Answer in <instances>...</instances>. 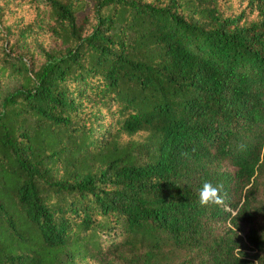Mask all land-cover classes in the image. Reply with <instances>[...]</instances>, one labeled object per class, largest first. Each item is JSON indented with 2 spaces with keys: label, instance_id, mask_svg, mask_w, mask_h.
Instances as JSON below:
<instances>
[{
  "label": "trees",
  "instance_id": "16d2710c",
  "mask_svg": "<svg viewBox=\"0 0 264 264\" xmlns=\"http://www.w3.org/2000/svg\"><path fill=\"white\" fill-rule=\"evenodd\" d=\"M250 6L23 0L20 26L0 10V264L187 248L264 264V0ZM204 182L220 203H199Z\"/></svg>",
  "mask_w": 264,
  "mask_h": 264
},
{
  "label": "rangeland",
  "instance_id": "374dc122",
  "mask_svg": "<svg viewBox=\"0 0 264 264\" xmlns=\"http://www.w3.org/2000/svg\"><path fill=\"white\" fill-rule=\"evenodd\" d=\"M23 0H0V10L4 11L5 14V22L6 24H13L20 26V22L16 21V19L21 18L25 19L28 15H25L23 18V12L18 7ZM231 4L233 6V9L237 11V13H240L242 10H245L247 14L250 16H255L256 10H254V7L250 6L251 0H230ZM30 46L32 47V50H36L40 45L47 44V36L41 32L38 31L34 33L30 39ZM1 42L2 39L0 38V48H1ZM19 82L18 80L11 75H7L3 78L2 82V90L4 92V95H7L11 91H13L17 86ZM106 123V121L104 122ZM227 169L231 170L232 167L229 165L225 166ZM259 198L264 201V191H261ZM259 222H264L263 220H259ZM242 229L240 230V233L243 235L247 232L248 227L242 226ZM168 251L164 256H162L161 264H198L199 261L202 258V252L199 249L194 248H187V249H167ZM248 253L251 255L254 254V252L247 250ZM145 256L144 253H141L136 255L134 252H126L124 259L119 260L118 258L116 260L110 261L108 264H146L145 262ZM91 264H100V263H91Z\"/></svg>",
  "mask_w": 264,
  "mask_h": 264
},
{
  "label": "clouds",
  "instance_id": "9594fccd",
  "mask_svg": "<svg viewBox=\"0 0 264 264\" xmlns=\"http://www.w3.org/2000/svg\"><path fill=\"white\" fill-rule=\"evenodd\" d=\"M149 135V133L143 129L138 130L133 135L129 136L128 133L124 132L121 134L123 141L127 142L129 139L140 142L142 138ZM219 188L209 182H204L199 190L198 198L201 205H207L209 203H220L221 197L219 195Z\"/></svg>",
  "mask_w": 264,
  "mask_h": 264
}]
</instances>
